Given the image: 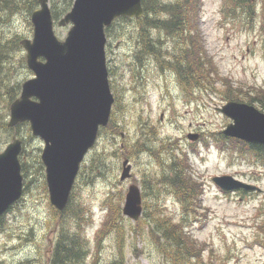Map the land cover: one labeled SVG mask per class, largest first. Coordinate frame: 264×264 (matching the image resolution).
<instances>
[{"label":"rangeland","instance_id":"374dc122","mask_svg":"<svg viewBox=\"0 0 264 264\" xmlns=\"http://www.w3.org/2000/svg\"><path fill=\"white\" fill-rule=\"evenodd\" d=\"M49 2L51 5L52 0ZM229 7L228 0H203L199 28L217 73L213 75L215 82L209 92H199L196 96L182 86L172 69H162L154 55L140 52L143 44L137 32L133 35L136 23H118L113 28L114 40L107 45L110 84L115 97L111 120L109 126L101 130L96 145L82 164L83 173L80 175V171L70 198L75 206L68 208L75 210L78 202L91 215V225L86 229L91 243L86 264H109L119 256L120 248L124 264H165L152 238L149 218L144 225L143 221L140 225L137 223L154 205L163 204L164 214L173 222L180 220L183 211L173 194L163 192L158 201L145 184L147 179L161 172L156 156L138 149V142L146 132L155 133L157 141L153 147L159 149L162 158L172 157L171 151L162 148V140L173 142L179 157L183 158L186 152L189 173L203 188L201 210L192 214L187 230L206 248L205 263L264 264V161L255 152H240L231 144L221 147L214 142L231 122L216 111L228 102L227 82L247 100L255 97L256 90L264 89V34L259 31L257 22L250 23L241 11L229 13ZM68 30L69 26L60 27L55 23L59 39L63 40ZM16 35L21 40L33 38L30 17L23 10L7 22L0 21V43ZM160 42L157 48H162L163 61L168 62L167 56L176 50L174 40L162 35ZM21 57H26L25 50L16 49L8 73L2 75L13 84H22L33 77ZM191 133L199 134L197 142L188 138ZM8 135L0 132V153L12 140ZM25 144L33 181L28 193L24 190L22 199L4 215L0 224V264H48L60 232L68 233L67 227L75 220L69 218V212L60 222L55 219L57 215L50 203L49 191L41 185L42 177L35 170L36 156L41 159L44 142L35 137ZM126 159L131 165V177L121 181ZM98 167L105 172L103 176L98 173ZM43 174L46 180L45 168ZM221 175L257 185L262 191H222L213 182L215 176ZM131 185H137L142 196L143 211L138 221L123 214ZM145 190L149 191L146 204ZM109 196L112 200L106 204ZM120 209L121 218L117 216ZM113 213L117 218L112 220ZM104 223L108 225L106 235L97 247L95 235Z\"/></svg>","mask_w":264,"mask_h":264},{"label":"water","instance_id":"95a60500","mask_svg":"<svg viewBox=\"0 0 264 264\" xmlns=\"http://www.w3.org/2000/svg\"><path fill=\"white\" fill-rule=\"evenodd\" d=\"M32 16L33 39L21 42L34 77L25 81L19 98L10 106L8 126L28 122L33 136L44 142L41 160L45 167L50 203L63 211L69 202L82 163L108 126L114 96L106 58V28L119 18L140 19L142 0H75L59 21L71 25L65 40H59L49 0H38ZM216 111L231 122L223 135L264 147V112L247 103L230 101ZM193 142L199 134L191 133ZM23 142L17 136L0 153V218L23 196L24 177L20 154ZM121 181L131 177V165L123 163ZM213 182L223 191H261L230 175ZM123 214L137 221L142 215V196L137 185L126 195Z\"/></svg>","mask_w":264,"mask_h":264},{"label":"trees","instance_id":"16d2710c","mask_svg":"<svg viewBox=\"0 0 264 264\" xmlns=\"http://www.w3.org/2000/svg\"><path fill=\"white\" fill-rule=\"evenodd\" d=\"M228 2L230 4L227 10L229 13L241 11L250 23L257 22L259 31L264 34V0H228ZM73 3L74 0H62L60 2L59 0H52L51 11L54 20L58 22L72 8ZM38 6V0H0V21L7 22L12 15L20 10H23L31 17V14ZM142 6L144 9L142 18L136 20L121 18L117 20L106 29L108 38L111 41L114 40L112 35L113 28L118 23L123 25L136 23L133 35L137 32L141 44H143L140 52L154 55L160 61L162 69L165 67L172 69L177 74L182 86L193 91V96H196V93L198 95L199 92H209L215 82L213 75L217 73V67L205 50L199 28L203 0H142ZM162 35L172 38L175 43L176 50L167 56L168 62L163 61V56L165 55L161 52L162 48H157L161 44ZM153 43H157L156 46ZM21 48V38L17 35L13 39L0 43V132L4 135L9 134L7 138L17 135L23 141L20 161L24 176L25 193H28L29 185L33 181V174H31L28 148L25 141L34 140L35 137L32 135L29 123L20 124L15 128L8 126L7 117L10 112V106L19 97L22 84H13L11 80L2 77L3 74L6 76L8 73L7 68L14 59L16 49L20 50ZM21 61L24 64L26 59L21 57ZM6 81L9 82L5 83ZM227 87L229 88L225 91V95L228 101L247 102L251 105L257 104L264 112V89L256 90L255 97L247 100L240 97L228 82ZM22 128H25L23 134L20 132ZM154 136L155 133L146 132L143 140L140 143L138 142V149L142 151L148 150L154 154L156 161L159 162L161 167L160 174L157 177L147 179L145 184L156 195L158 201H160V194L163 192L173 194L180 202L183 214L178 222H173L168 215L164 214L163 204L154 205L151 210L147 209L149 213L145 214L137 225H140L142 221L144 225L146 219L149 218L152 238L163 254L165 264H208L205 263L203 257L206 248L202 243L195 240L187 230L192 214L197 209L201 210L200 202L203 188L189 173L190 165L187 158H185L187 156L186 152L184 157L181 158L177 155L173 142L168 141L166 143L165 140H162L160 141L163 144L162 148L166 147L168 151H171L170 156H172L164 159L159 153V149L153 147L155 145L154 141H157L154 140ZM214 142L220 144L221 147H229V144H231L233 149H237L240 152H255L264 161V147L262 146L227 138L222 133L219 134V139L214 140ZM35 170L39 171L42 177L41 185L47 191V184L43 174L44 166L38 155L36 156ZM97 171L102 176L105 174L101 167H98ZM82 173L83 171H81L80 175ZM148 192L145 190L143 195L145 204L147 203L146 194ZM109 198L106 204L112 200V198ZM72 206L75 205L70 201L63 212L53 209L57 215L55 219L59 220V222L64 214L68 215V212L71 215L69 218L72 217L75 220L74 224L67 227L68 233L64 232L63 234V231L60 232L61 235L59 234V240L52 250L48 264H86L90 255L91 243L86 234V229L91 225V215L90 213L88 214L86 209L84 210V206L81 203L76 202L75 210L69 211L68 208L70 209ZM120 213L121 209L117 211V216L121 218L122 214ZM117 216L113 213L112 220L117 218ZM3 221L4 217L0 219V224ZM107 226L104 223L95 235L97 247L100 246L102 239L106 235ZM109 264H124L122 248H120L119 256H116Z\"/></svg>","mask_w":264,"mask_h":264},{"label":"flooded vegetation","instance_id":"af4514ba","mask_svg":"<svg viewBox=\"0 0 264 264\" xmlns=\"http://www.w3.org/2000/svg\"><path fill=\"white\" fill-rule=\"evenodd\" d=\"M253 193H258V192H253Z\"/></svg>","mask_w":264,"mask_h":264}]
</instances>
